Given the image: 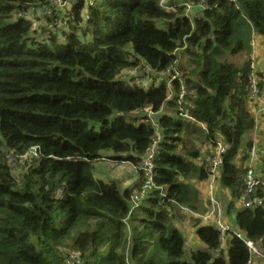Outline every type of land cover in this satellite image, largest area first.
<instances>
[{
    "label": "trees",
    "instance_id": "1",
    "mask_svg": "<svg viewBox=\"0 0 264 264\" xmlns=\"http://www.w3.org/2000/svg\"><path fill=\"white\" fill-rule=\"evenodd\" d=\"M63 1L0 0V264H67V246L79 264H246L241 240L229 235L219 256L218 231L199 222L204 247L180 259L185 238L174 214L199 209L188 180L207 177L192 162L199 150L186 148L200 136L225 146V218L264 251V207L240 206L259 120L247 85L252 36L264 37V0ZM31 7L51 10L38 31L25 17ZM246 42L248 57L229 61ZM127 70L143 73L147 85L123 76ZM145 109L161 136L156 189L133 211L131 191L142 179L133 189L95 179L94 162L102 151L114 162H140L154 136ZM262 142L264 153V129ZM33 147L16 177L6 154ZM127 220H138L130 241Z\"/></svg>",
    "mask_w": 264,
    "mask_h": 264
},
{
    "label": "built area",
    "instance_id": "2",
    "mask_svg": "<svg viewBox=\"0 0 264 264\" xmlns=\"http://www.w3.org/2000/svg\"><path fill=\"white\" fill-rule=\"evenodd\" d=\"M50 4L55 7H64L66 2L63 0H49ZM234 1V0H230ZM50 10V9H49ZM254 38L251 39V46L254 47ZM252 50H254L252 48ZM254 52L250 56V68L252 74L250 76L247 91L249 98L256 104V117L261 113H264V88L261 89L259 86V78L257 77V60ZM147 69V68H146ZM164 74L159 75V80H163ZM146 77V76H145ZM142 82L135 80L140 86L144 87L147 85L148 77H146ZM142 83V85H141ZM145 85H144V84ZM187 93L186 86L182 85V91L179 95V99ZM145 119L148 121L152 128L154 129V136L152 138V147L147 152L137 165H132V174L137 180H141L140 187L135 188L132 192L131 203L132 210L138 208L141 204L140 202L146 199L149 194L156 189L155 185V159L159 155V141H160V129L156 125L153 117L154 113L149 109H145ZM204 128V126L202 125ZM215 151L207 158L206 164L204 165V170L207 173L206 186L207 195L206 200L209 204L208 211L205 214H199L196 211L189 210L187 207L179 206V209L185 213H189L194 218L200 219L202 224L212 225L219 233L220 237V248L216 253L220 256L224 252L225 243L229 235L235 236L241 240L247 247L249 252V257L246 264H254L256 261L264 264V251L260 249L255 242L248 239L244 232L231 226L227 223L223 217V207L218 198V186L220 181V168L223 162V154L225 152V146L221 142H217L214 146ZM36 155V147H33L29 153L24 154L25 158L29 155ZM21 156V157H22ZM242 183V196L240 199V206L242 208H254V207H264V153L253 144L252 148L248 153L246 160L245 172L241 177Z\"/></svg>",
    "mask_w": 264,
    "mask_h": 264
},
{
    "label": "rangeland",
    "instance_id": "3",
    "mask_svg": "<svg viewBox=\"0 0 264 264\" xmlns=\"http://www.w3.org/2000/svg\"><path fill=\"white\" fill-rule=\"evenodd\" d=\"M187 9H189V8H187ZM46 13L51 14V10L45 9L42 7L41 8L31 7L27 11H25V17L32 21L33 28L36 29V31H38L39 30L38 28L43 26L45 24V22L47 21V19L45 18ZM157 26L161 27L160 24H158ZM252 38L256 39V35L254 34L252 36ZM248 52H249V43L246 42L243 50L238 55L230 56L229 61L233 62L236 65H239L248 57ZM147 71H148V68L143 70V73H146ZM143 73H137L136 70H127L123 73L124 74L123 76H125V77L131 76V77L136 78L137 81L142 82L144 80V82H145L146 77ZM141 85H142V83H141ZM128 119H129V117L127 116L126 120L128 121ZM258 132L259 131H256V133H258ZM260 135L262 136V134H260ZM191 145H194L195 148L198 149L199 153H200L197 158L192 160V162L194 161V163L197 167L202 166V165L204 166L206 164L207 158L215 151L214 146L209 144V142L204 141L203 136H200V139L194 140V142L188 140V142L186 144V148L187 149L190 148ZM102 155H103V157L101 159L94 162V172H93L94 178L98 179V180H102L104 182L117 181L119 183L120 187L123 188V185H124L123 178H125V175L128 178L134 177V175L132 174V166H131V170H130L129 167L124 166L123 163L112 161L109 158L110 155H112L111 152L105 151V152H102ZM6 156H7L6 158L8 159V164L10 165L14 175H16V177H18L19 174L21 173V169H22L21 167H22V164L24 163L25 156H22V157L17 156L16 153H14L12 151L8 152L6 154ZM188 182L191 185H193L199 191V193L201 192V196L199 198L201 206L199 207V209L196 212L199 214H205L208 211L209 204L206 200V197L203 196V193L200 189V188H202V187H200L201 182L196 181L194 179H190V178H189ZM128 185L131 186L132 184H128ZM134 190H135V188L131 191V195H132V192ZM217 195H218L219 200H220L222 207H223V217H224V219L227 220V218H225L226 214H225L224 205H226V203L228 201V195L222 193V188L220 185L218 187ZM143 201L144 200H142L140 203L142 204ZM140 205L138 206V208L140 207ZM137 209H135V210H137ZM131 212H132V210H131ZM137 221L127 220V222H126L125 237L127 238L128 241L131 240L132 227L136 225ZM226 222L229 223L228 220ZM195 224H196V219L189 217L188 215L182 214L181 212H177L174 214L173 225L178 227V229L182 232V235L185 238V253L180 258L181 260H190V252L192 250L197 249L196 247L197 246L199 247V245H200V243L195 242L196 238L193 237V233L191 232V231H193L194 227H196ZM63 250H65L66 253H68V255H69L66 258L67 264H79L80 263V258H79V254L77 251L69 248L68 246L63 247ZM162 259H163V261L167 260V256L165 254H163ZM127 264H133V263L129 259L127 261ZM254 264H263V263L256 261Z\"/></svg>",
    "mask_w": 264,
    "mask_h": 264
},
{
    "label": "crops",
    "instance_id": "4",
    "mask_svg": "<svg viewBox=\"0 0 264 264\" xmlns=\"http://www.w3.org/2000/svg\"><path fill=\"white\" fill-rule=\"evenodd\" d=\"M255 35H256V39H253L255 45H254V47H252L254 50L251 51V54L253 53V51H255L254 55H255L256 60H257V68H256L257 70H256V72L257 73L261 72L263 74V76H264V37H262V36H260L258 34H255ZM254 110H255V108H254ZM256 111L257 110L254 111L255 115H256ZM257 118H259V120H256L257 121L256 127L253 130V132L251 133V137H252V140H253V144H255L256 146L262 148V143L263 142H262V136L260 134H262V131L264 129V113H261ZM256 131H259L260 133L259 132L256 133ZM102 152H105V151H102ZM107 152H111V151H107ZM121 163H123L124 166H128L129 169L131 170V164L129 162L125 161V162H121ZM193 163H194V161H193ZM123 180H124L123 181V183H124L123 188H132V189L136 185V181H137L135 176L132 177V178H128L126 175H125V178H123ZM205 182H206V180L201 181V184H200L201 186L200 187H202V188H200V189H201V191L203 193V196L206 197V195H207V186H206ZM128 184H132V185L130 186ZM222 193L227 194L228 195V199H229V195L230 194H229L228 190L222 188ZM200 196H201V192L199 193V198H200ZM224 208H225V205H224ZM179 212H181L182 214L188 215L189 217H192L191 215H189V213H185L184 211L182 212L180 209H179ZM192 218H194V217H192ZM194 219H196V224L195 225H197L198 222H199V225H207V224H202L200 222V219H198V218H194ZM191 232L193 233V237L196 238L195 242L200 243L199 247L197 246L196 248H203L204 247L203 244L201 243V241L196 236L195 227H194L193 231H191ZM225 245H226V243H225ZM224 250H225V247H224ZM224 254H225V252H224Z\"/></svg>",
    "mask_w": 264,
    "mask_h": 264
}]
</instances>
